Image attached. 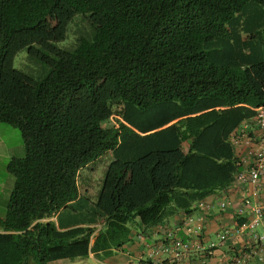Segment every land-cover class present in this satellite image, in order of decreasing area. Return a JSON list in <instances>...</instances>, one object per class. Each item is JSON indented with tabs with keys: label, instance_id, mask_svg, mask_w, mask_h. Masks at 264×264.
I'll return each mask as SVG.
<instances>
[{
	"label": "trees",
	"instance_id": "obj_1",
	"mask_svg": "<svg viewBox=\"0 0 264 264\" xmlns=\"http://www.w3.org/2000/svg\"><path fill=\"white\" fill-rule=\"evenodd\" d=\"M260 11L264 0H0V121L26 150L7 164L0 264L108 256L174 201L230 188L243 167L230 138L264 105L263 43L239 41L242 15ZM108 154L89 200L81 173ZM64 209L100 230L58 228Z\"/></svg>",
	"mask_w": 264,
	"mask_h": 264
},
{
	"label": "crops",
	"instance_id": "obj_2",
	"mask_svg": "<svg viewBox=\"0 0 264 264\" xmlns=\"http://www.w3.org/2000/svg\"><path fill=\"white\" fill-rule=\"evenodd\" d=\"M252 9L257 12L260 8L253 7ZM256 12L251 15L247 13L242 15L239 41L246 43L251 40L252 42L256 41L255 36H259L263 43L262 52H259V57L254 58L264 59V33L256 34V31L261 32V25L264 26V23L262 24L263 21H260V24L255 23L252 26L254 23L251 22L253 19H262L264 16L261 11V14ZM250 51L244 49L246 54H249ZM230 139L234 144L235 153L243 165L230 188L216 191L202 200L186 197L184 201H174L167 208L166 215L159 224L146 228L140 222L136 223L132 230V240L122 247L114 249L113 253L108 256L98 257L91 253L87 258L62 259L48 264H100L103 261L114 264L121 262L154 264L156 260L161 261V264H236L239 257L250 253L248 264H264V248L261 243L254 240L250 231L238 233L237 230L247 225L249 220V212H240L243 200L249 198L254 203H264V173L261 178L262 184L258 188H255L251 183H244L238 178L240 172L248 170L254 165L253 152L261 140V132L255 118L244 120ZM4 149L5 147L1 148L2 152L5 151ZM91 166L92 164L88 168ZM10 183L12 184L9 188V195L13 188L14 177H10ZM184 195L186 194L183 193ZM188 200L190 201L188 202ZM201 202L211 203V211L204 212L199 207ZM222 202H225L227 207H222ZM189 217L193 218L191 232L183 227ZM98 219L99 217L92 214H82L68 209L61 210L51 218L60 229L83 225L95 227L96 233L101 228V221ZM260 225H262L260 227L262 229L258 231L257 228L255 232L264 234V221ZM178 227L180 229L176 231ZM173 230L175 234L170 235V231ZM174 238H181L184 242L186 252L180 259L173 257L170 252L162 251V247L171 244ZM153 250L158 251L156 257L151 256ZM255 250L257 252H254Z\"/></svg>",
	"mask_w": 264,
	"mask_h": 264
},
{
	"label": "rangeland",
	"instance_id": "obj_3",
	"mask_svg": "<svg viewBox=\"0 0 264 264\" xmlns=\"http://www.w3.org/2000/svg\"><path fill=\"white\" fill-rule=\"evenodd\" d=\"M76 30L77 26L75 25L66 44L70 45L71 42H73V35L76 34ZM24 64H29L27 52L25 50L16 56L15 67L18 69H23L22 66ZM115 122L116 118H113L105 125H112ZM2 147H5V151L3 150L4 152L1 150ZM0 150V218H4L7 212L9 188L12 184L10 183V177H14V175L7 168L8 161L13 158L10 154H13V156H24L26 153L23 136L18 127L0 121ZM111 159L112 154H108L104 156L103 159L97 161L96 164L86 168L81 173L82 176L79 179V187L81 189L82 195H85L87 198H89V200H97L98 192L101 188L105 175V169ZM84 178H89V181L85 182ZM260 227H262V225L257 227L258 231L262 229Z\"/></svg>",
	"mask_w": 264,
	"mask_h": 264
},
{
	"label": "built area",
	"instance_id": "obj_4",
	"mask_svg": "<svg viewBox=\"0 0 264 264\" xmlns=\"http://www.w3.org/2000/svg\"><path fill=\"white\" fill-rule=\"evenodd\" d=\"M256 124L261 132V140L258 143L256 149L253 152L254 157V165L248 169L244 170L239 173L238 178L244 182V183H251L255 188H258L261 186V178L262 174L264 173V105L259 107L257 109V115H256ZM243 206L240 208L241 213L249 212V220L247 225L241 227L238 230V233H243L245 231H250L251 235L253 236L255 241H259L261 243V246L264 248V234L260 235L255 230L257 227L264 221V203L258 204L252 202L249 198H246L243 200ZM222 207H227V204L225 202L221 203ZM199 207L204 212H210L212 209L211 203L207 202H201ZM193 218L189 217L184 224V229L188 232H191L193 230ZM180 226V225H179ZM180 228L178 227L176 231H178ZM175 234V231H170V235ZM163 252L171 253L173 254V257L176 259H180L183 257V254L186 252V249L184 250V242L181 238H174L173 242L168 245H164L162 247ZM254 252H257L256 250ZM158 254V251L153 250L151 252V256L156 257ZM251 255L246 254L243 257H239L236 260V264H248V257ZM100 264H114L111 262L103 261ZM117 264H131L128 262H121ZM154 264H161V261L156 260Z\"/></svg>",
	"mask_w": 264,
	"mask_h": 264
}]
</instances>
